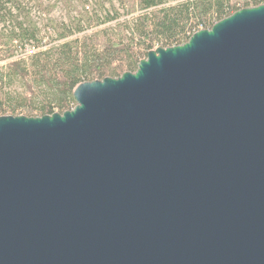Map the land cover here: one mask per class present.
Listing matches in <instances>:
<instances>
[{"label": "water", "instance_id": "water-1", "mask_svg": "<svg viewBox=\"0 0 264 264\" xmlns=\"http://www.w3.org/2000/svg\"><path fill=\"white\" fill-rule=\"evenodd\" d=\"M73 96L0 117V264H264V5Z\"/></svg>", "mask_w": 264, "mask_h": 264}, {"label": "trees", "instance_id": "trees-1", "mask_svg": "<svg viewBox=\"0 0 264 264\" xmlns=\"http://www.w3.org/2000/svg\"><path fill=\"white\" fill-rule=\"evenodd\" d=\"M264 0H0V117L72 111L83 83L135 73Z\"/></svg>", "mask_w": 264, "mask_h": 264}]
</instances>
